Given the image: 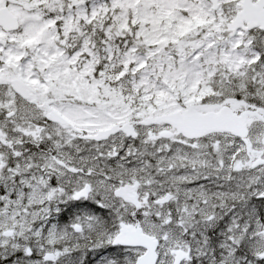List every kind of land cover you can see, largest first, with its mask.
I'll return each instance as SVG.
<instances>
[{
  "label": "snow or ice",
  "instance_id": "obj_1",
  "mask_svg": "<svg viewBox=\"0 0 264 264\" xmlns=\"http://www.w3.org/2000/svg\"><path fill=\"white\" fill-rule=\"evenodd\" d=\"M0 264H264V0H0Z\"/></svg>",
  "mask_w": 264,
  "mask_h": 264
}]
</instances>
